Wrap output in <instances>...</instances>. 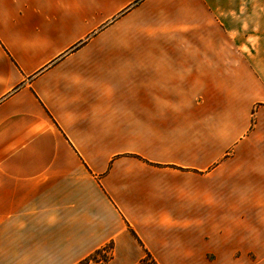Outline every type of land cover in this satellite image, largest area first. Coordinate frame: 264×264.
Wrapping results in <instances>:
<instances>
[{"label":"crops","instance_id":"obj_1","mask_svg":"<svg viewBox=\"0 0 264 264\" xmlns=\"http://www.w3.org/2000/svg\"><path fill=\"white\" fill-rule=\"evenodd\" d=\"M262 37L264 0H0V264L264 245Z\"/></svg>","mask_w":264,"mask_h":264},{"label":"rangeland","instance_id":"obj_2","mask_svg":"<svg viewBox=\"0 0 264 264\" xmlns=\"http://www.w3.org/2000/svg\"><path fill=\"white\" fill-rule=\"evenodd\" d=\"M259 43H264V37L259 38ZM264 108V103H257L254 105L252 112ZM262 216V213L260 214ZM264 230L260 229V232ZM224 263V262H222ZM226 264H264V245H258L253 251H244L242 254H237V259L229 260Z\"/></svg>","mask_w":264,"mask_h":264}]
</instances>
